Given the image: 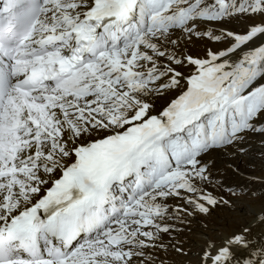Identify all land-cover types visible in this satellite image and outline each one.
<instances>
[{
	"label": "snow or ice",
	"instance_id": "obj_1",
	"mask_svg": "<svg viewBox=\"0 0 264 264\" xmlns=\"http://www.w3.org/2000/svg\"><path fill=\"white\" fill-rule=\"evenodd\" d=\"M0 264H264V0H0Z\"/></svg>",
	"mask_w": 264,
	"mask_h": 264
},
{
	"label": "bare ground",
	"instance_id": "obj_2",
	"mask_svg": "<svg viewBox=\"0 0 264 264\" xmlns=\"http://www.w3.org/2000/svg\"><path fill=\"white\" fill-rule=\"evenodd\" d=\"M232 27H240V25H231ZM257 168H256V171L259 172L260 169H259V162L257 161Z\"/></svg>",
	"mask_w": 264,
	"mask_h": 264
}]
</instances>
